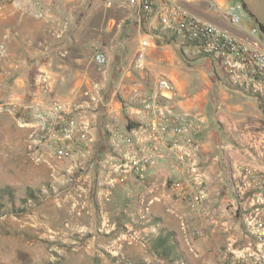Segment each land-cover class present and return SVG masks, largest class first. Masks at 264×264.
I'll list each match as a JSON object with an SVG mask.
<instances>
[{"label": "rangeland", "instance_id": "374dc122", "mask_svg": "<svg viewBox=\"0 0 264 264\" xmlns=\"http://www.w3.org/2000/svg\"><path fill=\"white\" fill-rule=\"evenodd\" d=\"M243 1L246 20L264 36V0ZM137 33H150L156 52L143 68L134 61L139 39L130 47ZM173 36L128 0H0V264H231L235 255H245L241 264H263L264 234L247 229L243 200L253 193L245 172H264V93ZM106 50L101 66L94 56ZM70 56L72 103L92 117V138L84 152L60 161L49 132L15 126L26 128L24 103L38 91L50 96L40 105L58 99L60 63ZM163 74L178 86L169 105L194 117L200 143L198 167L185 173L192 186L179 190L170 187L180 174L169 159L143 180L116 173L115 132L125 131L128 118L144 122ZM92 92L104 94L103 103ZM120 110L126 114L115 124ZM192 191L202 195L199 210L188 202Z\"/></svg>", "mask_w": 264, "mask_h": 264}, {"label": "built area", "instance_id": "2783aa9c", "mask_svg": "<svg viewBox=\"0 0 264 264\" xmlns=\"http://www.w3.org/2000/svg\"><path fill=\"white\" fill-rule=\"evenodd\" d=\"M113 1L115 0H107L108 3ZM184 1H194V7L185 5ZM128 2L146 19L153 18L157 28L176 32L184 48L216 57L231 78L264 93V36L257 34L258 28L251 24V18L246 20L248 10L243 0ZM208 15L219 18L227 25L210 19ZM149 45L146 38L140 42L134 58L139 68L146 65ZM94 59L103 66L109 57L106 52L98 51ZM175 96L177 89L173 81L161 75L156 83V92L147 103L148 116L144 122L126 127L125 131L115 132L116 145L119 147L116 173L120 180H125L128 175L143 180L153 175L162 161L169 159L173 172L180 174L178 178H170L171 189L192 186V179L185 177V173L187 170L196 171L200 143L196 139L194 117L177 112L169 105V101ZM91 97L103 103L104 94L92 92ZM73 105L61 99L49 104H38L31 109L32 112L27 111L30 119L24 120V124L26 121L33 123L35 130L32 132H49L51 152L60 161L74 159L84 152L92 138V117ZM80 111L83 112V117L75 115ZM118 121V116H113V123ZM255 171L250 167L245 172V188L253 192L245 198L251 202L245 206L248 212L246 223L249 230L264 234V172L258 175ZM237 183L242 189V183ZM188 202L192 208L199 210L203 202L202 195L192 191ZM244 256L235 255L231 264H241L242 258H246ZM258 260L264 264V254Z\"/></svg>", "mask_w": 264, "mask_h": 264}, {"label": "crops", "instance_id": "0c3cea01", "mask_svg": "<svg viewBox=\"0 0 264 264\" xmlns=\"http://www.w3.org/2000/svg\"><path fill=\"white\" fill-rule=\"evenodd\" d=\"M184 4L185 5H187V6H189V7H194V1H192V2H188V1H184ZM129 14V13H128ZM131 14V13H130ZM132 15V14H131ZM49 16H51V17H53V5H52V3H51V7H50V11H49ZM132 17V16H131ZM208 17L210 18V19H213V20H215V21H217V22H219V23H222V24H224V25H227V24H225L223 21H221L219 18H217V17H214V16H212V15H208ZM146 19V18H145ZM147 21H148V24H150L152 27H154L155 29H157V23H156V21L153 19V18H148V19H146ZM233 29V28H232ZM262 30H264V28H262ZM147 35L146 36H144V37H141L140 36V33H137L136 34V36H134L131 40H130V44H131V49L132 50H134L135 49V47H136V43H137V41H138V39H139V45H140V42H141V40L142 39H148L149 40V43H150V45H149V47L147 48V53H148V56L150 57V56H152L153 54H155L156 52H155V50H152L154 47H153V41L150 39V33H146ZM140 36V37H139ZM60 47H62V45H61V43H60ZM62 48H60V50H59V48H58V52L60 51L61 53H63V50H61ZM138 49V48H137ZM136 52H137V50H136ZM136 52H135V54H136ZM106 53H107V55H108V57H109V53H108V51L106 50ZM132 53H130L129 54V56L131 55ZM121 56H123V55H121ZM132 57H133V54H132ZM60 66H61V68H60V70H59V77H58V79H57V82H56V84L58 85V87H59V94L57 95V97H58V99H61V100H63V101H65V102H67V103H71L72 104V88H74L73 86H72V57L70 56L69 57V62L68 63H65L64 61H61V63H60ZM63 67H66L67 68V71H68V75H65V71H66V68H63ZM125 73H128V72H125ZM159 75V74H158ZM157 75V76H158ZM164 76H167L168 78H170L172 81H173V83H174V85H175V87H176V89H178V86H177V83H176V80L174 79V77H173V75H167V74H163ZM157 76H156V79H158L159 78V76H158V78H157ZM161 76V75H160ZM176 78V77H175ZM157 82V81H156ZM39 89H40V86H39ZM125 92H128V89H125ZM41 93V94H40ZM38 94H40V95H38L37 97H35L34 99H30V100H28L26 103H24L25 104V106H26V111H28V112H32V108L33 107H35L36 105H38V104H41L43 101L45 102L46 101V99L47 98H49L50 96L48 95V94H46V93H43V92H41V91H38ZM124 111H117L116 113H115V116H118V118L119 119H121V117L124 115V113L126 114V112H124ZM83 112H77V113H75V115H77V116H82L83 117ZM123 114V115H122ZM122 115V116H121ZM85 116V115H84ZM27 123L26 124H24V125H26V126H24V127H26V128H18L17 126H15L16 128V130L15 131H17V132H32V131H34L35 129H33V126H30V125H32L33 123H31L30 121H26ZM243 202L246 204V205H249V203H251L250 202V199H245V200H243ZM209 206V205H208ZM221 209V208H220ZM234 209H237V206H234ZM216 209H209L208 211L210 212V214H212V218H213V223L214 222H218V220H217V218H219L217 215H214L213 213H214V211H215ZM221 211H223L225 214H227V215H229V216H233L234 214H236L237 213V211L236 210H234V211H228V210H226V211H224L223 209H221ZM202 213V216L204 215V212H201ZM247 211L246 212H244V220H245V223H246V219H247ZM224 214V215H225ZM236 219L237 218H233L232 219V221H231V224L229 225L230 227H234V228H238V226H239V220H237L236 221ZM219 223V222H218ZM247 229H249L248 228V226H247Z\"/></svg>", "mask_w": 264, "mask_h": 264}, {"label": "trees", "instance_id": "16d2710c", "mask_svg": "<svg viewBox=\"0 0 264 264\" xmlns=\"http://www.w3.org/2000/svg\"><path fill=\"white\" fill-rule=\"evenodd\" d=\"M261 27L264 28L263 25H261ZM173 35H174L173 36L174 39H178L179 38V35L176 32H174V31H173ZM133 124H134V120L132 118H128L127 127L128 128L132 127ZM5 193H6L5 190H3V188L0 187V199L2 198V196ZM0 208H2V203L1 202H0Z\"/></svg>", "mask_w": 264, "mask_h": 264}]
</instances>
